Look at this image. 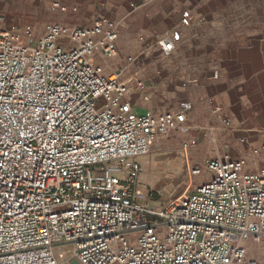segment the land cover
<instances>
[{"label": "built area", "instance_id": "1", "mask_svg": "<svg viewBox=\"0 0 264 264\" xmlns=\"http://www.w3.org/2000/svg\"><path fill=\"white\" fill-rule=\"evenodd\" d=\"M180 37H139L140 56L169 55ZM117 38L106 17L50 22L38 38L32 25L0 29V264H258L249 242L264 263V168L208 160V179L162 207L140 182V159L187 132L190 105L134 113L149 97L137 73L112 69Z\"/></svg>", "mask_w": 264, "mask_h": 264}, {"label": "crops", "instance_id": "2", "mask_svg": "<svg viewBox=\"0 0 264 264\" xmlns=\"http://www.w3.org/2000/svg\"><path fill=\"white\" fill-rule=\"evenodd\" d=\"M5 1L4 13L11 10ZM18 1L23 5L13 9L34 17L35 32L50 22L82 27L100 17L117 25L115 59L148 60L140 79L149 100L137 101L133 112L158 115L190 105L187 132L164 137L162 148L180 151L183 166L193 159L204 168L208 160L227 157L246 160L247 172L264 168V0ZM52 3L68 11L60 13ZM182 10L191 15L189 27L181 26ZM176 30L180 41L169 55L154 50L140 56L139 37L151 41ZM246 246L251 255L260 252L254 243Z\"/></svg>", "mask_w": 264, "mask_h": 264}, {"label": "rangeland", "instance_id": "3", "mask_svg": "<svg viewBox=\"0 0 264 264\" xmlns=\"http://www.w3.org/2000/svg\"><path fill=\"white\" fill-rule=\"evenodd\" d=\"M4 3H9L11 10L5 13L0 11L4 17L3 23L0 24V29H8L15 26L21 30L27 25L33 26V16L13 9L18 5H23V1L6 0ZM43 27H36V32L34 29L37 38L43 34ZM147 61V59H114L110 64L113 70L127 66L126 75L137 73V77L140 78L141 75L148 71ZM167 142L164 138L156 139L150 147L149 154L140 159L143 171L139 180L155 191L156 206L161 207L169 204L173 200L184 197L195 186L206 181L209 176L204 171L201 176L193 175V169L202 166L193 159L187 166H183V158L181 157L180 151H163V144ZM180 167L183 168L181 169ZM61 248V250L58 249L56 251V254L58 255V252L62 251L65 253V256H68L71 247ZM249 257L257 260L258 264H264L263 256L260 252L257 253L254 251L252 255L250 253Z\"/></svg>", "mask_w": 264, "mask_h": 264}, {"label": "bare ground", "instance_id": "4", "mask_svg": "<svg viewBox=\"0 0 264 264\" xmlns=\"http://www.w3.org/2000/svg\"><path fill=\"white\" fill-rule=\"evenodd\" d=\"M132 98H134V96Z\"/></svg>", "mask_w": 264, "mask_h": 264}]
</instances>
